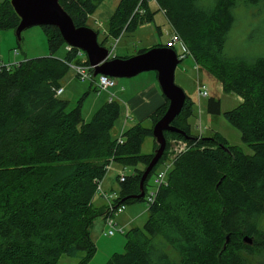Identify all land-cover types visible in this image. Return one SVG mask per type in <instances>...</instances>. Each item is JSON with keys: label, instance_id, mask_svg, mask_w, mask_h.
Segmentation results:
<instances>
[{"label": "trees", "instance_id": "obj_1", "mask_svg": "<svg viewBox=\"0 0 264 264\" xmlns=\"http://www.w3.org/2000/svg\"><path fill=\"white\" fill-rule=\"evenodd\" d=\"M100 1L58 0V5L80 28L86 27L87 16ZM237 1L250 7L264 5V0L154 3L194 65L223 93L240 99L222 118L252 154L244 155L218 134L191 137L187 124L191 108L185 98L170 126L190 139L164 132L165 148L157 163L165 160L170 142L184 143L186 151L174 160L166 185L158 188L146 209L142 230L131 228L123 253L112 255L105 264H248L254 248L264 250V234L257 223L264 213V59L245 62L223 53ZM137 5L143 13L132 16ZM151 20L145 0H119L99 46L104 48L107 39L115 40ZM17 24L9 0H0V30H14ZM40 29L47 57L0 65V264H57L62 256L78 257V264H83L93 254L87 229L97 216L91 209L96 181L109 159L121 168H132L123 182L116 177L114 204L134 201L121 200L138 194L140 175L157 146L154 143L145 155L140 147L151 138V128L167 104L149 116L148 128L137 123L123 131L122 144L117 145L109 135L117 104L104 103L83 123L79 103L67 110V103L54 95L67 64H79V59L75 50L54 57L65 45L55 28ZM206 109L217 115V99L208 98ZM151 173L153 169L147 178ZM145 182L143 197L136 201L144 202ZM243 237L251 238V244L242 243Z\"/></svg>", "mask_w": 264, "mask_h": 264}, {"label": "rangeland", "instance_id": "obj_2", "mask_svg": "<svg viewBox=\"0 0 264 264\" xmlns=\"http://www.w3.org/2000/svg\"><path fill=\"white\" fill-rule=\"evenodd\" d=\"M119 0H101L95 9L87 16L85 26L95 32L96 42L99 44L105 38L103 31L106 30L108 19L113 14ZM208 6L210 3L205 2ZM147 6L152 12V20L142 29H136L135 32H122L115 40L107 39L103 45L109 50V56L117 58H128L134 56L139 50H148L164 46L167 40V23L162 12L156 7L154 0L148 1ZM142 15V14H141ZM233 22L229 32L226 35L223 53L229 59L243 60L251 62L254 59H264V5L257 7L242 5L237 1L232 10ZM174 52L177 57L181 55L178 45L174 46ZM64 54L63 47H60L53 55L56 58H62ZM48 51L45 37L39 27H31L20 33L17 41L14 30H0V65H12L23 60L47 57ZM80 57H83L82 54ZM78 57L77 59L81 60ZM154 75V72H145L129 79H115L116 82H125L135 78H143L147 75ZM72 72L67 69L60 80V85L65 88L64 94L58 99L67 100V110L73 109L78 103L80 116L83 123H88L93 113L107 102L105 93L94 91V85L91 82H79L71 77ZM64 82V84H62ZM173 83L184 94L186 101L189 102L191 112L187 119L189 125V135L191 137L208 138L213 134L221 136L229 146L237 147L244 155H251L252 152L240 141L239 133L231 127L222 118L224 112L230 111L238 105V99L233 94H225L221 91L219 84L208 78L198 68H195L193 60L186 57L180 61L173 72ZM201 85L207 92L204 99L196 98V86ZM109 92V90H108ZM110 93V92H109ZM70 95V96H69ZM208 98L217 99L219 102V113L213 115L206 109ZM118 118L113 122L110 132V140L117 139V133L125 131L132 124L122 116L120 111ZM127 121V122H126ZM143 127H149L148 122H142ZM154 140L145 138L140 147V154H149ZM167 155H165L166 158ZM162 163V162H161ZM161 163L153 167V174L145 182V191H154L155 173L162 168ZM132 168L121 169L115 163H112L110 170L106 175L102 191L109 195L112 192L118 195L119 185L116 177L119 172L124 176L131 175ZM105 203L96 201L93 197L91 209L97 216L92 220L87 229V237L93 246V254L83 264H105L112 255L123 253L125 244V235L133 229L142 230L146 220V207L143 201L134 200L131 203L123 205L121 214L113 215L112 220L118 227H123V233H114L111 237L104 235L106 229L103 221L102 211ZM95 209V210H93ZM258 229L264 234V213L257 218ZM251 239V238H250ZM254 240L255 238L252 237ZM257 248V247H256ZM250 257H247L248 264H264V250L255 251ZM79 258H67L62 256L57 264H78Z\"/></svg>", "mask_w": 264, "mask_h": 264}, {"label": "water", "instance_id": "obj_3", "mask_svg": "<svg viewBox=\"0 0 264 264\" xmlns=\"http://www.w3.org/2000/svg\"><path fill=\"white\" fill-rule=\"evenodd\" d=\"M9 5L18 19V24L14 29L18 41L20 33L31 27H53L57 30L65 46L78 50L84 55L87 65L92 68L93 77L100 75L112 79H129L140 73H155L158 89L167 101L165 112L151 128V138L157 147L140 175L138 194L128 196L121 201L127 198L141 199L143 184L164 152L163 133L181 134L185 139H190L170 126L171 121L182 109L185 99L183 92L173 83V72L179 63L174 51L165 48H152L126 59L112 57L109 59V50L99 46L96 42V33L87 27L75 28L70 18L58 5V0H9ZM226 242L227 239H225ZM242 243L250 245L251 239L243 237Z\"/></svg>", "mask_w": 264, "mask_h": 264}, {"label": "built area", "instance_id": "obj_4", "mask_svg": "<svg viewBox=\"0 0 264 264\" xmlns=\"http://www.w3.org/2000/svg\"><path fill=\"white\" fill-rule=\"evenodd\" d=\"M148 1H153V0H145L147 3ZM139 5V4H138ZM136 6L135 10L132 13V16L135 14L141 15L143 11L139 6ZM175 45H178L179 50L181 52V55L179 57L176 56V59L180 62L181 60L185 59L186 57H190L189 52L183 45L182 41L180 40L179 36L172 30L170 29L169 36L167 38L165 48L167 49H172ZM64 52H71L72 49L68 46H64L63 48ZM175 53V52H174ZM81 52L78 50H75V58H78L81 56ZM83 57H80L81 60H79V64L73 65V64H67V67L69 70H71L74 78L78 80L79 82H91L94 85V90L98 93H105L107 95V102H113L115 100L114 95L110 94L108 92L109 89L113 88L115 85L114 79L106 77V76H100L96 75L95 77L92 76V68L89 67L86 64V60L84 55L82 54ZM191 58V57H190ZM196 68V67H195ZM61 90L57 89L54 92L55 96H58L60 94ZM207 97V92L205 88L201 85L196 86V98L199 99H204ZM123 131H120L118 134V137L116 140L117 145L122 144V138L121 134ZM186 151V145L182 142H170L169 148L167 151V156L164 161H162L161 166L162 168L158 170L154 176V185H155V190L154 191H149L145 193L144 196V204L146 209H148L153 201L155 194L160 187H164L166 185L165 179L168 171L171 169L174 160L182 153ZM108 164L104 167V174L102 178L98 181H96L95 185V195L100 199L104 205V212L102 214L103 216V221L105 225V233L104 235L106 237H111L113 236L114 233L122 234L123 233V227H118L112 220L113 215L121 214L123 211V206L122 205H115L114 201L117 199V195L114 194L113 192L109 195H106L103 193L102 188H101V182L106 176V174L110 170V166L112 164L111 159L108 160ZM122 170L124 168H121ZM124 174L119 172L117 175V180L118 182H123L124 180ZM115 206V207H114Z\"/></svg>", "mask_w": 264, "mask_h": 264}, {"label": "crops", "instance_id": "obj_5", "mask_svg": "<svg viewBox=\"0 0 264 264\" xmlns=\"http://www.w3.org/2000/svg\"><path fill=\"white\" fill-rule=\"evenodd\" d=\"M146 25L147 24L140 25L136 29H139V28L142 29ZM167 29H168V31L166 34L168 37L170 29H171L170 26L168 25V23H167ZM135 30L133 32H135ZM103 34L105 36V31H103ZM96 36H97V34H96ZM156 48H165V45L163 47L160 46V47H156ZM150 49H152V48H150ZM165 49H167V48H165ZM169 50L174 51V47L172 49H169ZM135 55H136V53H135ZM112 58H117V57H112ZM109 59H110V56H109ZM71 77L73 79H75L73 74L71 75ZM114 82H115V85L113 88L109 89V92H110V94L114 95V97H115V100L113 102L115 104H117L118 115H119L120 111L122 110L123 118H125L127 121H129L132 125L137 124V123L142 124V122H148L149 123V121H148L149 116L155 110H157L159 107L167 104V101L161 95V93L158 89V86L156 83V75L154 76L151 74V75L144 76L141 79L138 77V78H135L134 80H129V81H125V82H116V81H114ZM62 84H64V82ZM69 84L70 83H68L63 88L60 85V81H59V89L61 90V92L57 96V98L64 94L65 88H68ZM237 99H238V104H239L240 99L239 98H237ZM64 102L67 103V107H68L69 99L65 100ZM121 128L122 127H120V131H122ZM119 132L116 134L117 136H118ZM105 178H106V176L104 177V179L101 182L102 186H103V183L105 181ZM94 198L96 199V201H98V202H100V204H102V201L100 199H98V197L96 195H94Z\"/></svg>", "mask_w": 264, "mask_h": 264}]
</instances>
